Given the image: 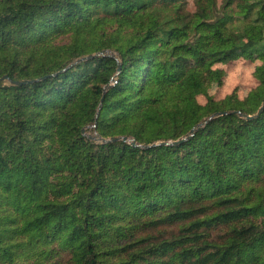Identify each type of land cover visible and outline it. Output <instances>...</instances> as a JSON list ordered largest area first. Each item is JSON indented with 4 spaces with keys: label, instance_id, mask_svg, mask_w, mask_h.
Returning <instances> with one entry per match:
<instances>
[{
    "label": "trees",
    "instance_id": "trees-1",
    "mask_svg": "<svg viewBox=\"0 0 264 264\" xmlns=\"http://www.w3.org/2000/svg\"><path fill=\"white\" fill-rule=\"evenodd\" d=\"M2 75L0 264H264V0H0Z\"/></svg>",
    "mask_w": 264,
    "mask_h": 264
},
{
    "label": "rangeland",
    "instance_id": "rangeland-1",
    "mask_svg": "<svg viewBox=\"0 0 264 264\" xmlns=\"http://www.w3.org/2000/svg\"><path fill=\"white\" fill-rule=\"evenodd\" d=\"M189 8H192L191 3H189ZM257 62L258 60L254 58H238L221 65L224 71V83L222 86H217L215 82L210 79L207 83L209 92L215 97L223 96L226 93L238 97L243 96L246 91L256 83L251 75V71ZM198 100L203 102L205 96L199 95Z\"/></svg>",
    "mask_w": 264,
    "mask_h": 264
},
{
    "label": "water",
    "instance_id": "water-1",
    "mask_svg": "<svg viewBox=\"0 0 264 264\" xmlns=\"http://www.w3.org/2000/svg\"><path fill=\"white\" fill-rule=\"evenodd\" d=\"M106 53L109 54V55H111V53L108 52V51H100V52L96 53L95 55H105ZM89 56H91V55L89 54V55H84V56L77 57L76 59H74V61H72V63L77 62V61H79V60H82V59H84V58H87V57H89ZM1 80H5V81L7 80V81H9L10 83H13V84H20V83H22V82H26V81H28V80L10 81V80L8 79L7 75H2V76H0V81H1ZM102 98H103V96L101 97L100 102L102 101ZM100 108H101V104H99L98 107H97V110H96V113H95V117H94V122H93L92 124H90V125H87V126L83 127V128L81 129V133H82V134H85L89 139H92V140H94V141L105 142V141L122 140V141H129L132 145H137V146H140V147H148V146H149V144L144 145V144L136 143L135 140H134L133 138H129V137L124 136V135H120V136H112V137H109V138H104V137H101V136H100L98 133H96L95 131L92 132V133H87V132L85 131V128H91V127L94 128V127H95V121H96V118H97V116H98V113H99ZM263 108H264V99H263V101L261 102V104H260V106L258 107V109L255 111V113L252 114V115H246V117H247V118H250V117H252V116H256V115H258V114L261 112V110H262ZM227 112H228V111H217V112H213V113H211L207 118H205V119L199 121L198 123H196L195 125H193V126L190 128V130L188 131V133H187L186 135H183L180 139L173 140V141H159L158 143H154V144H176V143H178V142H180V141L186 139L188 136L192 135L193 132H194L197 128H199L200 126L204 125V124H205L207 121H209L210 119H212V118H214V117H216V116H218V115H220V114L227 113ZM231 112H232V111H231ZM235 112L241 114L238 110L235 111Z\"/></svg>",
    "mask_w": 264,
    "mask_h": 264
}]
</instances>
